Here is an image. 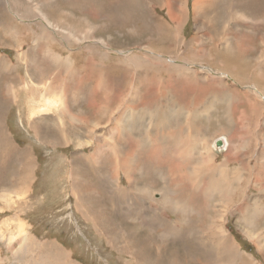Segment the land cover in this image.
<instances>
[{
    "label": "rangeland",
    "instance_id": "374dc122",
    "mask_svg": "<svg viewBox=\"0 0 264 264\" xmlns=\"http://www.w3.org/2000/svg\"><path fill=\"white\" fill-rule=\"evenodd\" d=\"M234 12L243 18L237 21ZM263 14L264 0H0V57L8 60L0 66V122L17 149L36 159L33 180L27 185L28 164L1 148L0 238L10 223L9 229L18 234L19 222H23L25 234L47 244L49 253L51 248L59 250V245L66 253L62 259H39L42 253L34 248L18 254L25 236L21 234L16 243L0 239V264H215L210 255L217 257L220 250L208 234L210 217L220 215H216L215 205L225 192L224 188L218 196L221 192L216 187L224 186L211 183L215 194L209 193V201L200 199L190 211L181 208L163 183L174 172L170 165L182 164L181 156L186 153L194 165L206 163L211 170L223 162L228 151L230 167L244 160L242 167H248L241 178L245 196L236 195L237 207L245 206V198L252 202L254 197L261 201L262 210L255 208L252 217L229 213L221 220L224 235L240 249L236 248L238 264H264V178L260 179L264 177V78L260 76L264 74V31L258 23ZM225 33L231 35L230 45L223 42ZM104 56L107 59H102ZM92 62L97 67L88 65ZM107 62L113 66L111 72L103 70ZM181 67L188 71L180 75ZM172 76L177 80L170 83ZM46 77L50 84L57 82L64 89L62 94L58 92L62 107L39 112L36 103L46 98L39 83ZM113 81L120 86L117 92ZM49 85L44 83L42 88L50 94L55 90ZM9 87H14L13 102H8ZM80 88L88 96L92 93L90 98L79 100ZM153 95L155 101L151 102ZM211 95L219 102L208 101ZM122 96L124 102H120ZM164 98L170 99L168 106L179 103L182 110L190 112L206 108L204 116L190 119L183 112L172 116L169 124L199 128L201 134L193 138L192 130L187 131L178 149L173 142L162 146L168 136L158 134L163 132L158 128V133L151 135L153 148H165L167 164L154 163L150 168L153 173H144L140 152L152 146L143 145L136 156L138 164L130 165L133 174L119 175V162L103 143L105 139L111 144L109 130L114 132L111 140L119 143L120 123L126 119L122 110L131 105L139 114L146 107L160 112L166 105ZM100 108L109 114L101 115ZM111 110L116 111L113 116ZM60 120L69 128L67 134ZM140 125L138 132L147 127L146 120L141 129ZM219 137L228 140L226 151L220 154L213 150ZM245 141V152L235 149ZM97 158L98 163L90 166ZM205 169L194 167L192 171ZM101 181H105V190ZM132 183L141 191L137 199L133 191H126ZM77 190L85 197L88 214L76 205ZM6 198L12 200L7 205ZM125 198L136 207H126ZM158 214L178 226H174L173 235L165 232ZM196 231L201 237L197 241L191 236ZM218 236L221 238V233Z\"/></svg>",
    "mask_w": 264,
    "mask_h": 264
},
{
    "label": "bare ground",
    "instance_id": "6f19581e",
    "mask_svg": "<svg viewBox=\"0 0 264 264\" xmlns=\"http://www.w3.org/2000/svg\"><path fill=\"white\" fill-rule=\"evenodd\" d=\"M47 2H49V0H46ZM260 3V2H259ZM2 15V14H1ZM264 15V14H263ZM233 17L238 21L239 19L243 18V16L238 13L236 14L234 12L233 14ZM263 17V16H262ZM249 18V17H248ZM251 19H252V16H251ZM250 19V20H251ZM3 20V19H2ZM249 20V21H250ZM234 21V19H233ZM259 24H262V30L264 31V19L262 20H259L258 22ZM233 27V26H231ZM261 31V30H260ZM262 32V31H261ZM264 33V32H263ZM218 34V33H217ZM226 34V33H225ZM211 35V34H209ZM217 36V35H216ZM219 36V35H218ZM230 36L229 34H226L222 39H223V42H225V44H228L230 45L229 41H230ZM221 37V36H220ZM211 39V38H210ZM221 39V38H220ZM218 40V39H217ZM203 42V40H202ZM205 42V41H204ZM220 43V41H218ZM214 43V42H213ZM244 43H247L244 42ZM224 44V43H223ZM240 44H243V40L240 42ZM212 45V44H211ZM215 45V44H213ZM212 45V46H213ZM226 46V45H225ZM209 47V46H207ZM218 48V46L216 47ZM227 48V47H226ZM229 48V46H228ZM231 48V47H230ZM237 52V51H236ZM47 53V52H45ZM226 55V54H225ZM230 55V54H229ZM54 58V57H53ZM224 59V58H223ZM263 59H264V50H263ZM6 60V59H5ZM8 60H6L7 62ZM226 61L224 60V64L225 65H228V63H225ZM4 64V63H0V66ZM89 65V64H88ZM184 66H186L184 64ZM264 66V62L261 63V67ZM258 65H256V69H257ZM85 68V67H84ZM183 71H181L179 74L182 75L183 73L182 72H187L188 71V68L186 67H181ZM77 68L75 67L74 71L76 70ZM73 71V72H74ZM170 73V72H169ZM73 73L71 74V77H73ZM151 76L153 77L152 79H156V73H152ZM176 76V75H175ZM262 78H264V74H261L260 75ZM191 77V76H190ZM178 78V77H177ZM177 80L175 77H170L169 78V81L171 82L172 80ZM49 80L50 79H43V81L41 83H47L48 85L50 84L49 83ZM61 85V84H60ZM64 85V84H63ZM52 89H54L55 91H52L50 94H49V90H48V96L43 100V101H40L38 102L39 104H37L36 102L33 101V104L36 103V105L38 106V111L39 112H47L49 110H54V109H57V108H60L62 107V104H61V100L58 98V92L59 93H63L64 92V89L60 88L59 84L57 82L53 83V84H50L49 85ZM9 89H11V92L9 93V99H8V102H13L14 99H15V92H13L14 90V87H9ZM59 90V91H57ZM157 95V94H156ZM186 95V94H185ZM216 95V94H215ZM215 95H211V97H208V101L210 100H213V101H216V102H219V98ZM187 96V95H186ZM155 95L152 96L151 98V102H154L155 101ZM114 98V97H113ZM81 98H79L80 100ZM166 100V105L161 107V110L159 109L160 112H156L157 110L154 108L152 110H149V109H146L145 110L143 109L142 112L139 114V112L136 111V108L135 109H132L131 108V105L130 108L128 109V107L125 108V110H122V113L124 115V118H126L125 120L121 121L120 125L122 126L123 128V132L120 133V137L121 139L119 140V143H116L115 140H111L112 138V135L114 134V132L112 130H109L108 134L109 136H107V140L111 141V144L106 142V140L104 139V142L105 143V146H107V148L109 150H111L113 152V155L115 157V160H118L119 164L117 165V168L119 170V175H121L122 173H124L126 176L127 174L129 175H132L133 174V170L132 168L130 167L131 166H134V164H138V157L136 158V156H139L138 154V149L140 147H142L143 145L144 146H152V149H142L140 152V160H141V164L145 165L144 168H143V172L144 173H149V172H152L150 171L151 169V166L154 165V163H157L158 164H167V162L165 163L164 159H165V154L163 153L164 150L162 149V147L160 146L159 148H153L155 146V143L152 142V137L151 135H154L155 133H158L157 132V129L160 128L163 130L162 133H158V134H164V137L166 138L168 136V140H166L164 144H162V146H166L168 145V143H171L173 142L175 146H178L180 143H182V141L184 139L187 138V131H190L192 130V133H193V138L196 137L198 134H201L199 133L200 129L199 128H195V127H190L189 130L186 129L185 127H183L184 125H181V126H178L177 123V127H175V125H173V127H171L169 124L172 125V123L170 121H172L174 119V115L176 114H182L183 112H186L187 115H185V117H191L190 119H192V117H196L199 116V115H203L206 114L208 111L206 110V108L203 109V111H192L190 112L187 108H184V110H182V106L179 104V103H173L172 106H168V104H172L170 102V99H167V98H164ZM124 102V101H123ZM170 102V103H169ZM192 102H195L193 100H191V103ZM77 102H75L76 104ZM113 103V101H112ZM181 103V101H180ZM202 103V102H201ZM205 103V101L203 102V104ZM111 105V104H110ZM194 105V104H193ZM200 105V104H199ZM198 105V106H199ZM197 106V105H196ZM203 106V105H202ZM205 106V105H204ZM203 106V107H204ZM160 108V107H159ZM108 109V108H107ZM110 110V109H109ZM108 110V111H109ZM32 114L36 115L38 114V112H36L35 110H31ZM130 111V112H129ZM111 113H112V116L116 113V111H113L111 110L110 111V116H111ZM107 115L109 114L108 112H104V111H101V115ZM200 117V116H199ZM202 119V118H201ZM146 120V125L147 127L142 131V132H138V123L140 122V129L143 127V123L145 122ZM149 120V121H148ZM61 122H63V120H60ZM148 122V123H147ZM180 125V124H179ZM63 127L68 129L67 131H64L66 134L67 132L69 131V128L67 127L66 123L64 124L63 122ZM201 127V126H200ZM4 123L0 122V151H1V148H3L4 152L5 153H8L10 152L14 157L16 158H19V159H23L27 164V168L29 169L30 171V179L29 181L27 182V185L29 184L30 180H33V163H35V160L34 159V156L32 154H30L29 152H26V151H19L17 149V145L14 144L11 139L6 135V133H3L4 132ZM37 131H38V128H35ZM139 129V131H140ZM174 129V130H173ZM202 129V128H201ZM206 131V130H205ZM202 132V131H201ZM3 133V134H2ZM40 135H41V132H39ZM190 133V132H189ZM47 133H45L46 135ZM157 134V136H158ZM189 135V134H188ZM204 135V134H203ZM155 136V135H154ZM205 136V135H204ZM159 138V137H158ZM157 138V139H158ZM197 138H201L203 141H204V138L203 137H200V135L197 137ZM156 139V138H155ZM103 141V140H102ZM155 141V140H154ZM98 144H101L102 142L99 140ZM157 142V141H156ZM223 145V147H220L221 143ZM107 143V145H106ZM220 145V146H217V145ZM243 145L239 144L235 149L236 150H239L241 152H245V150H247L248 147H245L246 145V141L244 143H242ZM68 145V142L65 143V146ZM184 145V144H183ZM100 146V145H99ZM203 146V144H202ZM228 147V140L225 138V137H219L217 139H215V141L213 142V150L216 152V153H219L220 152H224L226 151ZM64 148H67V147H64ZM178 149H180V145L178 147H176ZM177 149V150H178ZM103 150V148H102ZM232 150V149H231ZM257 150V148H256ZM255 150V151H256ZM259 150V149H258ZM96 151L98 152L97 154L100 155V149H96ZM180 151V150H179ZM188 151V150H187ZM234 152H236L234 150ZM11 154H8V155H11ZM125 154H127V157L124 159V160H121L124 158ZM174 155H176L175 153H173ZM193 154V153H192ZM241 154V153H240ZM258 154V153H257ZM261 154V153H260ZM169 155V154H167ZM189 153L185 154L184 156H181L182 157V164L181 162L176 165H170L172 170L174 172H171V178L167 179L163 184L168 187V190L166 192H168L172 197L176 198L178 200V203L180 204V206H182L181 208H183L184 210H190L194 207V205L200 201V199H203V200H208V192L210 193H215V191L218 189L219 193L221 196L223 195V190L225 188V192H224V195L229 191V187L225 186L224 185V182L227 181V185H231V184H236L237 182H239L244 174V169H248V167H241L242 169V172L239 171V168L238 167H235L233 168L232 170L228 171V174L224 175V172H227V170H229L230 166L228 165L229 163L227 162V157L228 155H226V158L225 160L223 161V163H221L220 165H218L216 167V170H215V173L214 172H211L210 174H207L206 172H201L199 170H196L195 172L192 171V169L194 167H203L205 165L201 164V163H197L196 165H194L193 161H192V158H190V155ZM98 156V155H97ZM254 156V155H253ZM231 157V156H229ZM102 158V157H101ZM175 158V157H174ZM177 158L180 160V157L177 156ZM263 158V157H262ZM170 159V158H169ZM218 159V158H216ZM174 160V159H173ZM191 160V162H190ZM260 160V159H259ZM178 161V160H177ZM245 161V160H244ZM242 163V165H244L245 163ZM116 162V161H115ZM114 162V163H115ZM170 162V161H169ZM168 162V163H169ZM98 163V158H97V161L95 163H90V166H95L96 164ZM101 163V162H100ZM112 163V162H110ZM134 163V164H133ZM220 163V162H219ZM89 165V164H88ZM110 165V164H109ZM115 165V164H114ZM162 166V165H161ZM142 167V166H141ZM157 167V166H156ZM84 168V167H82ZM107 168V167H106ZM162 168V167H161ZM75 172L77 169H74ZM73 170V171H74ZM88 169H86L87 171ZM101 170V169H100ZM117 170V171H118ZM141 170V169H140ZM139 170V171H140ZM156 170V169H155ZM154 170V171H155ZM261 170H262V173H264V163L261 164ZM105 171V170H104ZM138 171V170H137ZM142 171V170H141ZM157 171V170H156ZM163 171V170H162ZM89 172V171H88ZM113 173V176L116 175V171H111ZM137 173V172H136ZM153 173V172H152ZM108 174V173H107ZM151 174V173H150ZM168 174V173H167ZM77 175V174H76ZM155 175V174H154ZM109 176V175H108ZM158 176V175H157ZM146 177V176H145ZM165 177V176H164ZM170 177V176H169ZM115 179L118 178V175L114 177ZM109 179V178H108ZM111 179V178H110ZM98 180V179H97ZM136 180H137V177H136ZM134 180V181H136ZM204 180L205 183H202L201 181ZM96 181V180H95ZM94 181V183H95ZM138 181V180H137ZM105 181H103L104 183ZM115 182V181H114ZM201 182V188L197 189L196 192L198 194V197L197 198H194V192L191 190L190 188V184H193V185H196L198 183ZM25 183V181L23 182ZM76 183V182H75ZM102 181L100 182V186L102 189L105 190V184H103ZM213 183V184H218V185H223L224 187L222 188H219V187H216V190L215 188H213L212 186H210V184ZM109 185H112V183L110 181H108ZM134 183L131 184V188H128L126 191L128 190H131L133 191V195H134V199H137L139 193L141 191H139V189H136V183L134 184L135 186H133ZM108 186V185H107ZM155 186V185H154ZM117 187H121L119 185H117ZM141 187V186H140ZM116 188V186H115ZM151 188V187H150ZM73 189L75 190L76 188L73 187ZM73 190V191H74ZM108 190V189H107ZM82 191V190H81ZM139 191V192H137ZM164 191V190H163ZM97 192V191H96ZM165 192V193H166ZM261 192V191H260ZM264 192V191H263ZM27 193V192H26ZM25 193V194H26ZM83 193V192H82ZM107 193H110V191H108ZM138 193V194H137ZM113 194V193H112ZM131 194V193H130ZM159 194V193H158ZM164 194V193H163ZM263 194V193H261ZM120 195H124L123 192H120ZM153 195V194H152ZM75 196H76V205L77 207L80 209V211L88 214L90 209L88 207V205L86 204V201L84 200L85 197L82 196V194L80 193V191H75ZM110 196V195H109ZM113 196V195H112ZM119 196V194H118ZM84 197V198H83ZM127 197V196H126ZM133 197V196H132ZM146 199H147V195L144 196ZM152 197V196H151ZM247 197V196H246ZM121 198V197H120ZM123 198V197H122ZM150 197H148L149 199ZM173 198V199H174ZM194 198V199H193ZM239 198V197H238ZM251 198V197H250ZM262 198V196H261ZM8 201L11 200V198H6ZM111 199V198H110ZM114 199V198H112ZM129 199V198H128ZM127 198H125V206L128 205L130 206L129 204H132V200H128ZM161 199V198H160ZM163 199V197H162ZM193 199V200H192ZM246 200L244 201L245 202V206H242L240 208L237 207V200H234V199H224V198H221L220 199V203L218 205H215V209H216V215L218 213H220V215H218L215 219H216V222H215V219L211 218L210 217V220L212 219V222H211V225L215 223V226L213 227L214 230L217 231V233H221V238H219V236L217 235H214L212 234V232L210 231V233L208 234L210 241L212 242V244H214L216 247L215 248H218L219 253H222L223 256H219V253L217 254V257L214 256V255H210L211 256V259L215 262V264H238L237 261L235 260L236 257L239 258V252L238 250L236 249L238 246H236L235 243L233 242H230V236L226 237L224 235L225 233V227H224V223L222 222L221 223V220L223 219V221H225V219L227 218L228 214H235L237 212H243V213H248L251 217L254 213H256L255 211V208H259L260 205H261V201L254 198L253 197V200L251 202V199H248V198H245ZM263 199V198H262ZM151 200V198H150ZM175 200V199H174ZM192 200V201H191ZM244 200V199H243ZM132 201V202H131ZM169 201V200H167ZM176 201V200H175ZM115 202H118V201H115ZM243 202V201H242ZM241 202V203H242ZM175 203V202H174ZM253 203V204H252ZM204 204V203H203ZM150 205V204H149ZM158 205V204H157ZM165 205V204H164ZM208 205V204H207ZM174 206V205H172ZM209 206V205H208ZM127 207V206H126ZM131 208L132 207H136L135 206V203H133V205L130 206ZM177 207V206H176ZM74 208V207H73ZM130 208V209H131ZM153 208V207H152ZM180 208V209H181ZM203 208V206H202ZM208 208V207H207ZM207 208H205V210H207ZM168 209V208H167ZM122 210V209H121ZM144 211H148L149 209L145 208L143 209ZM194 210V209H193ZM201 210V209H198V211ZM260 210H262L261 208L258 209L259 212H261ZM143 211V212H144ZM170 211V210H169ZM204 211V210H203ZM136 212H137V209H136ZM183 212V211H182ZM196 212V210H195ZM200 212V211H199ZM198 212V213H199ZM235 212V213H234ZM98 213V212H97ZM181 213V212H180ZM188 213V212H187ZM197 213V212H196ZM138 214V213H137ZM172 214V213H170ZM139 216V214H138ZM159 218H160V221H161V225L164 226L165 228V232H167L169 234V236L173 235V231L176 230L174 228L175 227H178L176 226L174 223L172 224L171 221L169 219L166 220V218H164L162 215H157ZM140 217V216H139ZM138 217V218H139ZM13 219V218H12ZM11 220V218H10ZM208 221V219H207ZM12 222V220H11ZM203 222V221H202ZM209 222V221H208ZM3 223V222H2ZM15 223V222H14ZM17 224V223H16ZM6 225V224H5ZM10 225H12L10 223ZM8 224V228H6V234H2L1 235V238L0 239H5L7 241V243H9L10 241L14 240L15 243L17 242V236L20 237L21 234H25L26 233V225L23 223V222H19V227L17 228L18 229V234H16L15 231H11L9 229V226ZM2 226V225H1ZM202 226V225H201ZM204 228V226L202 227ZM186 229V228H185ZM16 230V229H15ZM2 231V230H1ZM5 231V230H4ZM179 232V234H183L182 231L180 230H177ZM227 232V231H226ZM11 236H10V235ZM9 235V237H8ZM192 237H196L195 241L197 240H200L201 237L199 236L198 234V231L194 232L191 234ZM22 239V238H21ZM165 239V238H163ZM207 239V238H206ZM203 243H205V236H203L202 240H201ZM208 242H209V239H208ZM228 242V243H227ZM210 243V242H209ZM208 244V243H207ZM59 245V244H58ZM205 245V244H204ZM47 245L45 243H42L40 240H37L34 236H31L29 235L28 233L25 234V236L23 237V240H22V243H21V246H20V250L18 252L19 253H22V254H25V252H28L30 251V249L32 250L33 248L36 249V250H39L42 254L38 255L37 257L39 259H62L64 257H66V253L64 251H62L60 248L61 246L59 245V250H57V248H55L53 250V248H51L50 252L49 253V249H47L46 247ZM161 246V245H160ZM51 247V246H50ZM214 247V246H213ZM235 247V248H234ZM239 249V247H238ZM240 250V249H239ZM67 251V250H66ZM217 251V250H216ZM16 252V251H15ZM241 253V252H240ZM17 254V255H18ZM68 256L70 257V259L72 260L71 258V255L70 253H67ZM215 254V253H214ZM133 257V259L135 258V256L131 255ZM144 258V257H143ZM210 258V257H209ZM176 259V258H175ZM144 260V259H143ZM178 262V261H177ZM176 262V263H177ZM144 263V262H143ZM41 264H55V263H41Z\"/></svg>",
    "mask_w": 264,
    "mask_h": 264
},
{
    "label": "crops",
    "instance_id": "0c3cea01",
    "mask_svg": "<svg viewBox=\"0 0 264 264\" xmlns=\"http://www.w3.org/2000/svg\"><path fill=\"white\" fill-rule=\"evenodd\" d=\"M91 58V57H90ZM102 59H107V57L106 56H104ZM0 63H6V60L5 59H2L1 57H0ZM89 66H95V63H89ZM95 67H97V66H95ZM102 67H103V70L104 71H108V72H111L112 70H113V66H111L110 64H108V62L107 63H105L104 65H102ZM48 77H46L45 79H47ZM40 81H43V80H40ZM172 82V81H171ZM170 82V83H171ZM33 84H35V83H33ZM40 84V89H42V91L44 92H42V91H38L39 93H43V94H46V97L48 96V90L47 91H44L43 90V88H42V86H43V83H39ZM112 84H113V87H114V89H115V92H117L119 89H120V86H118L117 84H115L114 83V81L112 82ZM91 95H92V93H91ZM90 95V96H91ZM78 96H79V98H81L80 100H85L86 98H90V96H88V92H85L82 88H80V90H79V94H78ZM45 99V98H44ZM43 99V100H44ZM42 100V101H43ZM122 101H125V97L124 96H122L121 97V99H120V102H122ZM100 110L102 111V109L100 108ZM228 154H230V151H228V153H226V155H228ZM225 160V159H224ZM223 160V161H224ZM223 163V162H222ZM201 164H203V165H205L206 166V169L204 170L206 173H208L209 171H213V172H215V170H216V167L218 166V165H220L221 163H219L216 167H214V168H212L211 170L208 168V164H206V163H201ZM236 167H238L239 168V171H241L242 172V169H241V167H242V162L241 163H239ZM233 168H235V167H230L229 168V170H227V172H224V175H226V174H228V171H230V170H232ZM245 174V173H244ZM243 174V175H244ZM262 174H264V173H262ZM259 177V176H258ZM262 178H264V177H260V179H262ZM241 180H243V179H241ZM241 180L239 181V182H237L236 184H231L230 186L229 185H227V181L226 182H224V185L227 187H229V191L224 195V196H222L221 197V195L218 193L217 195L218 196H220L221 198H226V197H230V199H234V200H236V195H240L241 197L242 196H245L244 195V187H243V185H241ZM202 183H205V181L204 180H202L201 181ZM201 182L200 183H198V184H196V185H193V184H190V188H191V190L194 192V198H197L198 197V194H197V192H196V190L197 189H199V188H201ZM217 191H218V189H217ZM216 192V191H215ZM209 193L210 192H208V200H209ZM215 194V193H214ZM193 198V199H194ZM192 199V200H193ZM191 200V201H192ZM12 200H9V202L7 201V202H4V204L5 205H7L8 203H10ZM220 201V200H219ZM218 201V202H219ZM220 203V202H219ZM243 212H239V214H242ZM234 215H236V213L234 214ZM185 228H187V226L185 225ZM203 229V228H202ZM210 231L212 232V234H214V235H217L218 236V234H219V232L217 233V231L216 230H214L213 228H212V226H211V228H210ZM47 245V244H46Z\"/></svg>",
    "mask_w": 264,
    "mask_h": 264
}]
</instances>
